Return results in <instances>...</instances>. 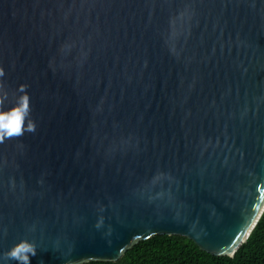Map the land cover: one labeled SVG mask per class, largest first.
Listing matches in <instances>:
<instances>
[{
    "label": "water",
    "instance_id": "95a60500",
    "mask_svg": "<svg viewBox=\"0 0 264 264\" xmlns=\"http://www.w3.org/2000/svg\"><path fill=\"white\" fill-rule=\"evenodd\" d=\"M0 264L117 262L181 236L233 258L264 213V0H0ZM240 237V239H237Z\"/></svg>",
    "mask_w": 264,
    "mask_h": 264
},
{
    "label": "trees",
    "instance_id": "16d2710c",
    "mask_svg": "<svg viewBox=\"0 0 264 264\" xmlns=\"http://www.w3.org/2000/svg\"><path fill=\"white\" fill-rule=\"evenodd\" d=\"M85 264H264V213L233 258L210 255L185 237L158 235L139 242L117 262Z\"/></svg>",
    "mask_w": 264,
    "mask_h": 264
},
{
    "label": "clouds",
    "instance_id": "9594fccd",
    "mask_svg": "<svg viewBox=\"0 0 264 264\" xmlns=\"http://www.w3.org/2000/svg\"><path fill=\"white\" fill-rule=\"evenodd\" d=\"M5 75L0 67V78ZM20 93L11 107L5 109V103L9 99V93L0 79V143L5 139L19 138L25 132L33 133L36 130L35 122L31 119L30 96L27 93V85L21 84L17 89ZM36 255V246L33 241L26 238L19 240L4 254L3 259L16 261L17 264H30V257Z\"/></svg>",
    "mask_w": 264,
    "mask_h": 264
},
{
    "label": "snow or ice",
    "instance_id": "6c2138e0",
    "mask_svg": "<svg viewBox=\"0 0 264 264\" xmlns=\"http://www.w3.org/2000/svg\"><path fill=\"white\" fill-rule=\"evenodd\" d=\"M237 239H240V237H237Z\"/></svg>",
    "mask_w": 264,
    "mask_h": 264
}]
</instances>
